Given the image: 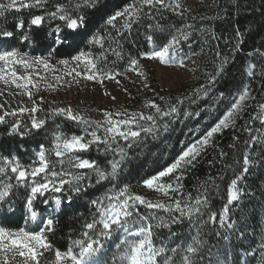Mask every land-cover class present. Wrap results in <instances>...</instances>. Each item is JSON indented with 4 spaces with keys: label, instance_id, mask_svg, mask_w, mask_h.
<instances>
[{
    "label": "snow or ice",
    "instance_id": "1",
    "mask_svg": "<svg viewBox=\"0 0 264 264\" xmlns=\"http://www.w3.org/2000/svg\"><path fill=\"white\" fill-rule=\"evenodd\" d=\"M46 2L47 0H8L7 3H0V19L6 21V15L12 11L44 9ZM97 3L98 0H66L64 3L54 4L52 11L44 10L42 15H30L27 26L23 16L15 17V31L9 30L6 25L0 26V40L12 38L19 32L20 43L29 46L45 45L47 48V55L35 56L21 52L15 47L0 50V83L5 86L0 89V96H4L5 93L23 95L32 103L31 108L22 105L5 111L0 115V125L6 123V117L14 118L9 134H19L23 137L29 132L42 129L49 120L54 124V129L50 133V146L46 148L43 144L40 145L28 164L21 163L19 157L15 155L0 156V206L5 204L14 189H23L21 209L23 226L18 229L0 226V264H100L107 242L114 236H118V242L114 245L111 264H177V256L179 264H203L205 256L202 253L205 244L202 236L205 226L218 222L227 231L223 234L216 232V236L226 243L230 242L229 233L234 229V222L229 221V206L237 201L241 194V189L237 187L241 175H235L230 181L227 202L219 212L210 211L208 185L211 184L213 188L219 190L212 177L200 185L195 197L191 192H184L181 181L184 179V171L195 167L197 158L211 143L214 134L235 126L236 120L247 107L246 102L254 99L251 96L252 89L249 84H242L241 89L237 90L234 102H231L228 110L213 127L183 149L168 166L142 180L144 187L167 197V201L151 200L132 192L127 184L112 183L118 180L128 159V152L134 146L144 143L148 137L155 139L162 132L168 131L169 124L160 121L177 116L185 99L195 103L193 96L200 93L208 95V90L222 72V65L217 67L216 75H210L206 84L194 89L189 97H177L175 103H172L171 98L157 96L165 107L158 104L156 99L146 100L143 107L153 110L150 113L129 109L117 111L101 109L98 111L103 118L96 120L83 112H74L69 105L50 107L46 112V119L37 118L36 114L44 111L42 107L44 97H39L37 102L34 95L40 91V82L47 81V76L38 70L41 67L46 72L53 73V80L57 84L66 83L68 87H71L72 83L78 84L80 82L78 78L100 84L105 80H115L119 84L117 77L129 71L141 77L142 82L146 81L147 76L141 70V59L159 61L166 66L177 65L188 70L186 60H190L191 57L178 55L181 41H188L191 35L183 28L176 29L175 34L170 35L162 46L155 43L153 35H148L146 39L150 45L149 50L141 51L137 56L129 54L123 73L114 66L108 67L105 53L112 52L122 60L124 57L117 49L121 47L124 33L131 34L133 24L138 23L141 18L155 21L147 25L150 32L163 34L167 29L155 20L157 15L163 10H168L183 16L187 11L183 8L181 0H131L122 10L109 15L105 20V25L114 29L115 35L106 31L104 35H93L88 41L90 45H99L104 49L107 40L109 42L107 49L96 55L91 50H80L70 59H59L57 63L66 69L74 65L64 73V76L71 77L70 81H65L64 77L55 74L56 66L52 64V58L56 50L68 43L79 29L86 26L82 9L95 8ZM145 7L148 8L147 12L144 11ZM118 19L123 21L119 28L116 23ZM56 21L59 23L52 26ZM45 22L49 24L47 31L42 34L32 31L33 27L41 29ZM186 27L190 29L192 25ZM200 30L204 31L203 26ZM66 31L67 35L64 34ZM113 44L115 47H112ZM234 50L239 51L240 44H236ZM257 74L264 80V65L257 73L256 66L249 64L247 77L254 78ZM10 85L21 91L16 93L8 91ZM144 87L147 88L148 85L145 83ZM45 89L55 90V85L46 82ZM123 90L127 92V89ZM220 96L223 97V93ZM111 98L115 100L114 96ZM258 107L264 112V103ZM3 108L4 105H0V109ZM25 114L30 124L21 119ZM185 115L190 113L186 112ZM58 117L74 122L80 129V134L64 133L61 125L55 123ZM21 128L24 130L21 131ZM245 130L250 134L252 132L250 127ZM257 140L258 137L251 136L250 142L246 143L251 146ZM93 148L97 153L110 155L111 159L101 165L98 160L83 155ZM221 155L225 154L221 152ZM250 163L249 153L246 151L243 154L242 173L248 172ZM165 178L169 180L165 181ZM103 183H112V187L89 201L94 211L90 217L84 219L78 238L72 239L70 236L66 250L55 248L48 238L54 231L55 213L63 204H71L73 195L79 196L94 185ZM37 201L44 206L43 211L36 206ZM141 208L145 209L146 213L141 212ZM7 210L10 214L16 211L11 204H8ZM185 222L196 233L190 237V242L177 243L174 247H169L163 239L159 244L154 242L156 230L167 229L171 239L180 235L173 232L172 227L177 224L183 225ZM31 224L38 225L37 230H29ZM243 236L244 233L240 232L239 237ZM258 250L264 253V244L249 252L240 250L238 262L232 259L231 250L228 248L224 250L222 260L219 254L213 257L209 250L208 264H249L247 258L254 257ZM46 253L51 255L50 260H44ZM257 264H264V254L260 255Z\"/></svg>",
    "mask_w": 264,
    "mask_h": 264
},
{
    "label": "trees",
    "instance_id": "2",
    "mask_svg": "<svg viewBox=\"0 0 264 264\" xmlns=\"http://www.w3.org/2000/svg\"><path fill=\"white\" fill-rule=\"evenodd\" d=\"M64 2L66 0H47L44 9L12 11L6 15V21L0 19V26L6 25L9 30L15 31V17L23 16L27 26L30 15H42L44 10H54V4ZM130 2L131 0H98L95 8L82 9L86 18V26L79 29L68 43L58 48L55 55L60 58H70L80 50H91L96 55L107 49L109 47L107 40L104 43V49H101L99 45H90L88 41L93 35H104L106 31L115 35V30L106 26L105 20L109 15L122 10ZM205 2L213 4V9L210 14L202 16L189 10L185 11L183 16L163 10L160 15L155 17V20L167 29L163 34L150 32L147 25L155 21L141 18L138 23L133 24L131 34L124 33L121 47L117 49L124 57L122 60H119L112 52L105 53L108 67L114 66L115 69L124 72L129 54L137 56L139 52L149 50L150 45L146 39L148 35H153L155 43L162 45L167 42L170 35L175 34L176 29H185L187 25H192L188 41H181L180 44L181 49L193 53L196 57L189 81L175 91H161L158 89L153 75L147 72L145 74L147 80L142 82V78L139 79L135 88L131 90L127 106L118 109L131 111L135 109L146 113L153 111L143 107L146 100L156 99L158 104L165 107L157 99V96L171 98L172 103H175L177 97H189L194 89L206 84L210 75H216L217 67L222 65V72L208 90V95L200 93L198 96H193L192 99H195V103L185 99L184 103L180 105L177 116L160 121V123L167 122L169 124L168 131L162 132L155 139L148 137L144 143L134 146L128 152V159L123 165L118 180L112 183L127 184L131 189L142 183L143 179L168 166L183 149L214 126L228 110L231 102H234L237 90L241 89L242 84H249L252 89L251 96L254 99L246 102L247 107L236 120L234 127L214 134L211 143L197 158L195 167L185 170L184 179L181 181L184 192H191L195 197L200 185L212 177L215 184L219 186V190L217 191L211 184L208 185L210 211L219 212L227 202V188L230 181L235 178V175H241L237 185L241 189V194L238 200L229 206V221L234 222V229L229 233L230 242L226 243L216 236V232L223 234L227 231L218 222L205 226L202 236L205 244L202 253L205 256L203 264H208L209 250L213 257L219 254V258L222 260L226 248L231 250L232 259L238 262L240 250L249 252L264 244V112L258 107L259 104L264 103V87L261 86L264 85V80H261L258 74L254 78L247 77L249 64L256 66L257 73L264 65V55H261L264 53V0H205ZM183 8L185 7L183 6ZM144 11L147 12L148 8L145 7ZM55 23L59 22H53L52 26ZM116 23L119 28L123 21L118 19ZM47 26L43 25L41 29L33 27L32 31L42 34L49 29ZM202 26L204 31L200 30ZM65 35H67V31ZM236 44H240L239 51L234 50ZM112 47L115 45L113 44ZM225 60L227 62L223 63ZM113 62H115L114 65ZM145 83L148 85L147 88L144 87ZM221 93H223V97L220 96ZM23 106L32 107L27 104ZM42 107L44 111L38 112L36 116L39 119H46V112L50 107H67V104L45 97ZM98 110L101 109L86 102H81L73 107L74 112H83L96 120L103 118ZM186 112L190 115L186 116ZM21 119L26 124H30L27 114ZM13 120L12 117H6V123L0 125V156L15 155L19 157L21 163L28 164L30 159L34 158L40 145L43 144L46 148L50 146V133L54 129V124L49 120L42 129L29 132L22 137L19 134H9ZM55 123L60 124L61 130L66 134H80V129L72 121L58 117ZM248 127L252 129L251 134L245 130ZM23 130L21 128V131ZM251 136L258 137V140L249 146L246 142H250ZM246 151L249 153L251 163L248 172L242 173L243 154ZM221 152L225 155L222 156ZM83 155L89 159L98 160L101 165L111 159L110 155L105 156L97 153L94 148ZM168 180L169 178H165V181ZM112 183L94 185L79 196L73 195L71 204L65 203L60 207L55 215L54 231L48 235L55 248L66 250L69 246V237L78 238L84 219L90 217L91 212L94 211L90 207L89 201L110 189ZM18 190L21 189H14L9 197V199H15L12 207L16 211L14 214H10L8 210H2L0 226L10 229H18L23 226L22 200L18 199L21 197ZM200 190L203 191V189ZM152 192L155 193L154 196H150L148 199L167 201V197H163L154 190ZM36 206L41 210L44 208L40 201H37ZM141 212L146 213V210L141 208ZM37 228L38 225H29V230H37ZM172 231L178 232L180 235L169 239L167 229L156 230L154 242L159 244L163 239L169 247H174L177 243L190 242V237L196 234L189 228L187 222L183 225H174ZM240 232L244 233L243 237H239ZM110 241L107 242V250L102 258L103 264L106 262L111 264L114 248L110 246ZM262 254L264 253L258 250L254 257H248L249 264H257ZM50 259L51 255L46 253L44 260ZM176 259L179 264V257L177 256Z\"/></svg>",
    "mask_w": 264,
    "mask_h": 264
},
{
    "label": "rangeland",
    "instance_id": "3",
    "mask_svg": "<svg viewBox=\"0 0 264 264\" xmlns=\"http://www.w3.org/2000/svg\"><path fill=\"white\" fill-rule=\"evenodd\" d=\"M7 2L8 0H0V3ZM181 3L187 10L199 16L210 14L211 10L213 9V4H207L205 0H181ZM47 25L49 24L45 22L44 26L46 27ZM184 31L190 32L191 28H185ZM19 36L20 33L17 32L16 35L12 38L0 40V50L15 47L18 48L21 52H28L30 55L33 56L47 55V48L45 45L29 46L27 44H22L20 43ZM181 48L182 46L180 45V51L178 53L180 57H184L185 55L191 57L190 60H186V63L188 64V70L180 68L177 65H162L159 61H153L149 59L140 60V64L142 66L141 70L144 71L145 74L148 72L153 75L155 83L158 89L161 91H175L181 86H183L185 83H187L192 76L193 68L196 63V57L193 53L189 51H184ZM59 59L63 58L57 57L56 55H54V57L52 58V64L56 66L55 74H59L64 77L65 81H70L71 77L64 76V73L69 71L70 67L74 65H70V67L66 69L57 63ZM193 61H195L194 64ZM38 70L41 72L42 75L47 76V83L55 85V90H46V82L41 81L40 91L35 92L34 99L38 100L41 96H43L44 98H52L54 100L67 104V106L70 105L72 109L77 104H81V102L93 104L103 110H118L120 107H126L130 100L129 94L131 93V90L135 88L137 82L139 81V79H141V77H139L136 73L129 71L125 75H120L117 77V79L120 81L119 84H117L115 80H105L103 84H100L97 82L86 81L83 78H78L80 81L78 84L72 83L71 87H68L66 83L57 84L56 81L53 80L52 72H46L42 67ZM3 88H5V86L0 83V89ZM123 89H127V92H125ZM8 91L16 93L20 92L21 90L16 89L14 86L10 85L8 86ZM113 96L115 97V100L111 98ZM26 104L32 105L31 101L26 96L8 95L7 93H5L4 96H0V105H4V108L0 109V115H2L5 111L15 109ZM132 111L136 110L133 109ZM131 191L143 195L146 198H150V196H154L155 194L154 192H152V190H149L144 187L142 183H140L136 187L131 188ZM18 193L21 196L18 199L19 201H21L23 189L18 190ZM14 200L15 199L7 198L5 204L3 206H0V212L2 210H7L8 204H11L12 206ZM51 207L54 206H50V208ZM43 210L44 208L41 211ZM47 214L48 213H46V215ZM117 242L118 236H114L113 240L110 241V246L114 248V245ZM106 250L107 249L105 247L104 253L101 255L100 258V264H103L102 258L105 255Z\"/></svg>",
    "mask_w": 264,
    "mask_h": 264
}]
</instances>
